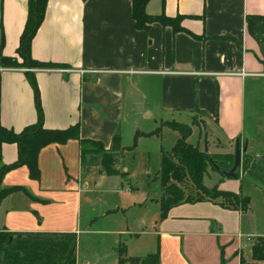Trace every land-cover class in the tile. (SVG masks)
Returning a JSON list of instances; mask_svg holds the SVG:
<instances>
[{
    "label": "crops",
    "instance_id": "obj_1",
    "mask_svg": "<svg viewBox=\"0 0 264 264\" xmlns=\"http://www.w3.org/2000/svg\"><path fill=\"white\" fill-rule=\"evenodd\" d=\"M27 1L0 0L2 56H15ZM146 12L181 15L184 29L206 39L157 23L147 31L137 30L130 0H48L31 42V56L66 67L33 70L44 128L62 130L78 124L80 138L99 141L108 149L117 131L121 145L129 147L136 132H153L168 121L162 119L165 115L191 119L186 125L192 132V119L198 116L216 138V153L233 154L235 141L242 145L244 139L248 89L252 92L253 83L264 78L263 57L246 21L250 15L264 17V0H148ZM24 72L0 68V124L15 132L34 124L37 117ZM144 120H151L152 126H145ZM150 139L161 141V132L138 137V145ZM250 150L248 143L246 153ZM17 155L15 144H3L0 165L12 164ZM38 167L37 181L30 179L25 166L2 176L0 188L23 189L0 201V228L14 234H76L86 181L106 175L82 169L75 140L44 147ZM155 192L157 200L160 188ZM245 213L208 201L174 206L163 219L158 211L149 229L154 240L142 251L129 252L123 236L139 242L144 232H114L118 238L112 245V264L118 263L120 243L129 257L158 250L159 264H264L252 258L254 239L264 237V220Z\"/></svg>",
    "mask_w": 264,
    "mask_h": 264
},
{
    "label": "trees",
    "instance_id": "obj_2",
    "mask_svg": "<svg viewBox=\"0 0 264 264\" xmlns=\"http://www.w3.org/2000/svg\"><path fill=\"white\" fill-rule=\"evenodd\" d=\"M130 2L131 16L137 30L147 31L152 24L157 23L162 27H171L175 33L185 32L200 41L206 39L204 36H197L184 29L181 26L183 19L181 15L175 17H168L163 13L155 16L148 15L146 12L148 0H130ZM47 3L48 0L27 1V15L15 56L0 55V68L25 70L24 74L33 90L37 116L34 124L25 126L19 132L7 129L0 124V161L3 144H15L18 149L17 159L12 164L0 165V180L4 173L21 166L28 169L31 180H39V152L48 145L65 144L69 140H75L79 144L80 163L84 171L85 166L90 167L94 164L98 165L99 174L123 177L125 172L119 165L125 153H131L135 149L138 137L160 134L161 128L166 127L177 131L179 137L169 151L161 150L160 165L155 175L161 194L159 199L160 219L165 218L169 209L174 206L205 201L214 202L224 209L248 211L249 197L221 190L218 187L219 182L212 187H208L203 182L209 168L215 172H218L216 167L228 171L233 164V154H209L207 151H201L189 144L187 139L191 135L192 129L186 124L166 121L149 134L136 132L133 144L129 147L121 145L120 134L117 131L112 136L108 149H105L99 141L80 138L78 124L62 130L44 128L40 93L33 70L66 67L60 64L38 62L31 56V42L43 22ZM246 21L247 24L254 23L253 31L258 38L263 39L264 48V17L250 15L247 16ZM262 63L264 65V58H262ZM192 125H201L198 116L193 117ZM241 171L243 177L247 176L264 185V156L257 158L249 153H244ZM236 178H238L237 173ZM189 182L196 188V194L185 193L183 188H187ZM22 189L18 186L0 188V201L11 193ZM10 236L18 237L10 239ZM76 248L77 235L72 232L14 234L0 228V264H77ZM116 253L118 264H159L158 250L143 257H129L125 245L120 243L116 248ZM252 258L264 261V237L254 239Z\"/></svg>",
    "mask_w": 264,
    "mask_h": 264
},
{
    "label": "rangeland",
    "instance_id": "obj_3",
    "mask_svg": "<svg viewBox=\"0 0 264 264\" xmlns=\"http://www.w3.org/2000/svg\"><path fill=\"white\" fill-rule=\"evenodd\" d=\"M254 83L252 92L250 87L248 89L250 92L246 95L243 140H247L251 145L250 154L259 158L264 156V78H259ZM162 119L168 121L173 119L183 124L191 123V119L186 116L165 115ZM143 122L145 126H152L151 120ZM160 126L162 125L159 124L158 127ZM195 128L196 130L192 132L187 142L209 154H219L216 153L215 136L208 133L204 138L202 126H195ZM178 137L177 131L163 127L161 128V141L143 140L138 145L136 140L135 151L125 154L119 165L125 172L123 177L101 176L95 181H86L88 187L83 188L81 198L80 227L78 228L80 231L76 233V256L80 264L83 261L86 262L85 264H112V245L118 238V235L114 233L117 231L130 229L135 232H144L139 242H130L128 236H123L128 242L129 252L142 251L145 245L154 240L149 229L157 217L160 206L161 194L157 200L154 199L155 190H159V182L155 179L161 158L159 150L161 146L162 150L169 151ZM243 140L241 147H243ZM98 170V165L85 166V171L93 175ZM236 173L238 178L226 177L209 168L203 182L208 187L219 182V189L249 197L246 216L249 214L251 219L259 222L264 220V191L243 177L241 167ZM129 188H134L133 192L129 191ZM183 189L186 194L197 192L191 182L187 188ZM146 198L148 204L143 205Z\"/></svg>",
    "mask_w": 264,
    "mask_h": 264
},
{
    "label": "water",
    "instance_id": "obj_4",
    "mask_svg": "<svg viewBox=\"0 0 264 264\" xmlns=\"http://www.w3.org/2000/svg\"><path fill=\"white\" fill-rule=\"evenodd\" d=\"M253 26H254V23L253 22H249L247 24V31H248L249 35L252 38H254V40L257 42V44L259 46L260 53H261L262 57L264 58L263 39L262 38H258L256 36V34L253 31ZM0 64H1V60H0ZM200 124H201V126L203 128L204 138H206V136L208 135V128L206 126V123H205V121L201 120ZM247 149H248V141L247 140L244 141L243 147L240 146L239 140H236L235 143H234L232 167L228 171H226V170H224L222 168L216 167L217 171L219 173H221L222 175L226 176V177L236 178V171H237L238 168L241 167L242 155L247 152ZM244 178L248 182L252 183L253 185L257 186L258 188H260V189H262L264 191V185L263 184H259V183H257L256 181L250 179L247 176H244ZM12 237H18V236H10V239H12Z\"/></svg>",
    "mask_w": 264,
    "mask_h": 264
}]
</instances>
